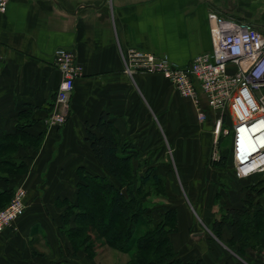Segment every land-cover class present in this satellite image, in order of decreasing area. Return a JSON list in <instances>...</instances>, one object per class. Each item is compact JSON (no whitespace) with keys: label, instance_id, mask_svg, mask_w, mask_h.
Listing matches in <instances>:
<instances>
[{"label":"crops","instance_id":"0c3cea01","mask_svg":"<svg viewBox=\"0 0 264 264\" xmlns=\"http://www.w3.org/2000/svg\"><path fill=\"white\" fill-rule=\"evenodd\" d=\"M212 13L264 29V0L9 1L6 13L0 14V199L11 201L18 189H25L27 209L0 233V264H56L71 258L60 231L64 203L76 199L79 169L106 174L87 140L89 127L103 113L111 115L121 145L141 152L145 145L170 144L175 145L176 162L185 151L193 161L199 158L198 145L213 137L214 117L204 128L195 126L194 105L161 75L129 76L124 54L139 49L187 67L212 51ZM62 50L73 53L83 71L66 124L52 127L48 119L62 82L55 60ZM189 133L196 140L183 142V134ZM206 168L210 186L203 185L193 196L209 188L221 206L227 204L224 197L240 204L244 191L233 182L227 185L228 169ZM192 203L190 208H162L178 212L179 231L171 236L177 258L264 264V254L241 257L229 247L228 232L221 240L205 232L220 209L217 203Z\"/></svg>","mask_w":264,"mask_h":264},{"label":"trees","instance_id":"16d2710c","mask_svg":"<svg viewBox=\"0 0 264 264\" xmlns=\"http://www.w3.org/2000/svg\"><path fill=\"white\" fill-rule=\"evenodd\" d=\"M89 129L87 140L106 174H93L85 168L77 172L76 199L65 201L60 230L68 240L70 254L75 257L82 253L88 260L94 259L98 247L92 236L95 232L110 249L131 255L126 264H205L203 260L183 262L177 258L171 240L179 231L177 210H158L156 219L154 211L145 205L151 195L163 197L164 179L147 170L139 176L135 173L134 163L140 159V151L119 143L111 115L103 113L99 123ZM214 166L227 168L233 181L257 177L237 179L232 154L229 157L228 152L222 153ZM243 191L240 204L220 208L210 230L220 239L228 232L227 245L241 257L261 255L264 254V207L254 204V191L248 193L246 188ZM10 198L0 201L6 206ZM56 264L73 263L68 258Z\"/></svg>","mask_w":264,"mask_h":264},{"label":"built area","instance_id":"2783aa9c","mask_svg":"<svg viewBox=\"0 0 264 264\" xmlns=\"http://www.w3.org/2000/svg\"><path fill=\"white\" fill-rule=\"evenodd\" d=\"M9 1L0 0V14L6 13ZM209 23L212 51L198 55L189 66L181 68L165 56L130 49L124 54L125 71L131 77L138 73L164 77L194 105L201 123L209 120L206 105L216 115L214 135H230L232 139L236 178L264 175V29L216 13L209 15ZM55 61L62 82L48 123L63 127L83 68L69 51H59ZM26 199V190L18 189L10 204L0 211V233L24 216Z\"/></svg>","mask_w":264,"mask_h":264},{"label":"rangeland","instance_id":"374dc122","mask_svg":"<svg viewBox=\"0 0 264 264\" xmlns=\"http://www.w3.org/2000/svg\"><path fill=\"white\" fill-rule=\"evenodd\" d=\"M206 111L209 120L210 117L213 118L216 116L210 109H206ZM193 122L194 125L199 128H204V126L210 123V122L201 123L198 120V118ZM193 134L194 133L183 134V138H182L183 142L192 141L191 138L196 140V136ZM202 140L205 141L206 139L204 138ZM208 141H209V145H208ZM208 141H206V144L204 145H198L199 148H201L202 152L198 156L199 158L195 157L196 158L195 161H193L191 159V156H188L185 151L184 155L182 156L183 158L179 156L176 162L175 150H174L175 145H170V144L145 145L144 150L141 151L142 153L140 152L141 154L140 159L139 160L136 159L134 163L137 167L135 168L136 171L135 173L139 176L140 174L143 173V171L147 170L149 172L151 171L150 173L152 174L156 173L157 175L161 176L164 179L165 192L163 197L162 196L157 197L156 195H151L150 197H148V199L145 200V205L154 211V217L156 219L159 218L156 211L161 210L164 207L170 208V207L187 206L188 208H190L191 207L190 204L193 201L195 202V204L203 203V206L206 207H208L211 202H213L212 205H214V203H217L218 207L220 206L219 208L222 207L221 206L222 202H220L218 199H216V201H213L212 195H210V192L208 193L209 188H205L204 192H201L203 193L202 195H200L201 193H199L196 197L193 196L194 193L193 191H201L203 185L204 187L210 186L208 185V183L205 182V179L210 178L211 175L209 170L206 168V166L207 167L210 165L214 166V163L220 160L222 153L228 152L230 157L231 148H232V139L230 135L227 136L221 135L219 137H216L213 134L211 140L209 139ZM130 148H132L131 145ZM131 150H133V148ZM179 159H184L183 161L185 162L182 163L181 162L182 160ZM193 162H197V165L193 166L194 165L192 164ZM140 164H145V166H141ZM224 170L226 171L227 168H225ZM227 173L230 176L228 178L225 177V181L227 182L228 186H230L231 184L230 182H233L235 183V186L238 187L239 189L241 188L242 191L245 188L249 191L248 193L254 191V197H255L254 204L264 207V175H259L251 180L239 182V181H233L234 179H232V175L229 173V171ZM125 195H127V192ZM224 199L227 202V204L233 206L234 199L233 201H230L232 200L231 197H224ZM237 201L239 202V199H237ZM8 205L4 206L3 202L0 201V211L4 210ZM219 210L218 212H216V216L220 214ZM201 228L204 227L201 226ZM205 228H206L205 232H207L211 238H217L218 240H221L211 232L210 225ZM92 236L94 237V240L98 243V247L96 248L97 254L94 255L95 256L94 259L88 260L85 257V255H83L82 253L78 254L75 257L70 254L71 258L69 259H71V262L73 264H126L131 259L130 254L120 253L104 245L103 244L104 241L102 240V238H100L95 232H92Z\"/></svg>","mask_w":264,"mask_h":264},{"label":"water","instance_id":"95a60500","mask_svg":"<svg viewBox=\"0 0 264 264\" xmlns=\"http://www.w3.org/2000/svg\"><path fill=\"white\" fill-rule=\"evenodd\" d=\"M124 194H126V191H125V190H124ZM200 235H201V234H200ZM200 235H196V236H198V237H199Z\"/></svg>","mask_w":264,"mask_h":264}]
</instances>
